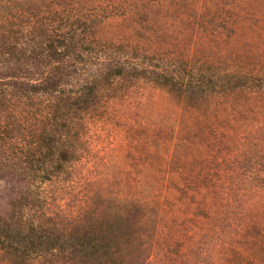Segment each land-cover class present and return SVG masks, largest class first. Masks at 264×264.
I'll return each instance as SVG.
<instances>
[{"label": "rangeland", "instance_id": "374dc122", "mask_svg": "<svg viewBox=\"0 0 264 264\" xmlns=\"http://www.w3.org/2000/svg\"><path fill=\"white\" fill-rule=\"evenodd\" d=\"M61 2L95 20L98 40L126 43L132 62L235 89L195 103L128 70L63 124V108L51 120L57 104L29 97V124L0 142V214L20 184H37L33 220L67 244L27 262L0 251V264H84L71 244L101 240L124 264H264V0ZM49 127L56 155L71 152L50 177L19 165L47 153L31 148Z\"/></svg>", "mask_w": 264, "mask_h": 264}, {"label": "trees", "instance_id": "16d2710c", "mask_svg": "<svg viewBox=\"0 0 264 264\" xmlns=\"http://www.w3.org/2000/svg\"><path fill=\"white\" fill-rule=\"evenodd\" d=\"M68 9L70 5L61 0H0L1 146L29 124L24 105L29 97L45 96L52 107L57 104L56 109L47 112L51 120L57 118L59 109L63 108L58 117L63 124L68 122V113L88 110L103 87L109 86L115 78L126 76L128 70L139 75L140 69H144L157 84L174 89L183 98L188 99L190 94L195 103L221 90L235 89L228 86L229 81H214L217 74L211 75L210 80L202 79L187 86L168 67L132 62L126 56V43L98 40L95 20L75 16L73 9ZM36 140L32 152H43L47 148V153L39 158L26 157L25 164L19 165L42 171L48 177L53 169L63 171L71 152L63 150L56 155L53 128L46 129ZM19 181L25 182L26 177ZM40 191L37 184H20L11 196L8 213L0 214V251L11 258L27 262V255H42L44 250L55 249L60 244L63 249L67 244L64 237L61 236L59 242L60 238L53 232L33 220V211L42 202ZM71 245L75 247L73 250L80 251L75 260L84 264H124L120 259L121 251L112 240H101L91 246L81 241Z\"/></svg>", "mask_w": 264, "mask_h": 264}]
</instances>
